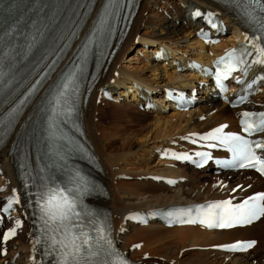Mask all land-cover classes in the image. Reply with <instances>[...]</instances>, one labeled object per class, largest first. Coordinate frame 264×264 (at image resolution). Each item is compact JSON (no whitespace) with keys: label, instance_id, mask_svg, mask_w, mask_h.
Wrapping results in <instances>:
<instances>
[{"label":"bare ground","instance_id":"6f19581e","mask_svg":"<svg viewBox=\"0 0 264 264\" xmlns=\"http://www.w3.org/2000/svg\"><path fill=\"white\" fill-rule=\"evenodd\" d=\"M152 1H141L123 44L96 86V90L102 86L109 87L115 101L101 98L96 103V95L93 94L84 115L87 134L103 165L101 178L107 185L109 195L104 206L111 212L119 245L137 259L141 260L143 255H147L148 259L144 263L264 264L263 220L226 231H208L197 226L166 228L153 222L139 226L127 221L130 214L147 212L172 203L239 199L254 190L264 189V181L249 171L211 175L206 170L195 171L159 159L154 161L152 153L157 155L165 147L180 143L181 138L192 131L222 122L233 127L235 110L227 108L215 97H201L200 103L187 112L145 111L132 102L143 97L140 103L144 105L147 98L160 97L166 85L177 87L194 83L195 74L185 76L172 63L165 64L152 59L154 50L158 49L157 44L167 43L172 46L180 58L186 53L196 56L198 50L202 57H207L209 51L222 50L230 40L229 36L205 50V46L194 38L195 22L187 19V10L192 5L207 6L211 3L205 0H177L173 4L171 0H155L154 3L162 4V12L159 13L151 8ZM222 15L228 19L224 13ZM135 45L136 52L145 54L147 46L149 48L146 50L150 53L142 58L130 54L127 61L133 58L136 64L129 68V63L123 64L122 59ZM262 96L258 100L264 99V88ZM104 106H111L113 110L106 114ZM143 148H146V154L137 157ZM11 150L12 139L0 151L1 183L6 185L8 191L17 187L10 163ZM154 175H175L179 184L167 187L152 181L150 176ZM123 176L131 179L127 180ZM234 187L236 191H233ZM248 238H257V245L246 253L225 254L217 249L220 245ZM134 243H139V248H131ZM33 244L32 232L24 225L18 237L9 243L8 254L0 256V264L5 259L10 264H34L31 254L35 257V264H39Z\"/></svg>","mask_w":264,"mask_h":264},{"label":"snow or ice","instance_id":"6c2138e0","mask_svg":"<svg viewBox=\"0 0 264 264\" xmlns=\"http://www.w3.org/2000/svg\"><path fill=\"white\" fill-rule=\"evenodd\" d=\"M252 3L258 4L261 12L264 13V3L261 0H252ZM0 7H3L2 0H0ZM245 14L259 24L261 31L260 36L245 37L246 42L252 45L255 52V59L252 63L264 65V45L261 43L264 41V15L254 16L247 9H245ZM195 15L200 16L201 13L197 11ZM212 26L216 27L215 24ZM251 55H253L252 51L242 48L231 49L225 56L220 57L216 62L217 84L223 87L222 80L227 79L237 69L247 72L248 61L245 57ZM2 75L3 73L0 72V76ZM78 79L76 71L68 73L50 102L52 106L48 117V129L49 135L53 139H65L63 136L56 135L58 131L56 122L61 117L71 116L74 111L73 96L78 91ZM259 79L264 80V77ZM248 87L250 88L251 84ZM240 99L243 101L244 97ZM11 115L12 113H9V116ZM240 123L242 131L247 134L246 136L237 133H224L223 129L227 125H222L206 134L203 139L218 142L209 144L208 147L220 146L232 154L229 160H216L217 164L225 167L254 168L264 174V141L249 139L255 133H264V112L245 111L241 113ZM195 142L193 141V143ZM257 150H261V154H258ZM55 155L60 161H63L67 154L57 152ZM195 155L201 158L198 162L201 167L213 159L209 152H197ZM177 159L190 160L192 157L185 154L177 156ZM50 181L49 177H41L38 190L35 193V203L42 222L40 236L35 239V244L41 245L42 255L50 259V264H127L112 247L107 220L99 219L83 205V197L90 191L86 179L78 171H74L69 173L68 182L63 186L61 183ZM13 193H15V189H13ZM19 203V196L9 197L7 206L3 207L2 211L6 213L13 207V204ZM168 215L173 218L172 223H199L209 229H224L235 225L251 224L264 216V193H257L241 203L234 204L231 199L221 200L180 209L175 213L170 212ZM20 226L21 221L17 220L16 226L4 233L3 240L7 241L15 236L16 230ZM254 244L255 241H238L220 247L234 251L247 250ZM135 247H139V245ZM33 260L35 264V257Z\"/></svg>","mask_w":264,"mask_h":264},{"label":"rangeland","instance_id":"374dc122","mask_svg":"<svg viewBox=\"0 0 264 264\" xmlns=\"http://www.w3.org/2000/svg\"><path fill=\"white\" fill-rule=\"evenodd\" d=\"M155 2V0H153L152 2H151V5L150 6H152L151 8H153L156 12H159V13H161L162 12V10H161V8H160V6L162 5L160 2H158V3H154ZM171 2L173 3V4H175V3H177V0H171ZM154 3V4H153ZM145 14H146V11L144 12ZM144 28H141V30H143ZM229 37V36H228ZM227 37V38H228ZM226 38V39H227ZM225 38L223 39V40H226ZM184 45V44H183ZM138 46V45H137ZM184 47V46H183ZM134 48V49H133ZM136 45H135V47H132V48H130V50H128L126 53H125V55H124V58L122 59V63L123 64H128L129 63V68L132 66V65H135L136 64V59H131V60H128L127 61V59H128V57H129V55L130 54H133L132 56H136V57H144V55L145 54H149L150 53V51L149 50H144V53L145 54H140V53H138V52H136ZM132 49V50H131ZM132 52V53H131ZM133 62V63H132ZM139 64V63H138ZM131 65V66H130ZM111 110H113V109H111V106H104V112L106 113V114H109L110 112H111ZM146 152H147V150H146V148H143V150H141L139 153H138V155H137V157H139V158H141V157H143L145 154H146ZM154 156H155V154L154 153H152ZM154 161H157V159H156V156H155V158H154ZM125 178H128V177H125ZM129 179H131V178H129ZM129 179H127V180H129ZM147 256L146 255H143L142 256V260L144 261V260H146L147 258H146ZM167 264H173L172 262H169V263H167Z\"/></svg>","mask_w":264,"mask_h":264}]
</instances>
